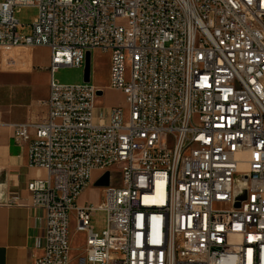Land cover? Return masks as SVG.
<instances>
[{"label": "built area", "instance_id": "1", "mask_svg": "<svg viewBox=\"0 0 264 264\" xmlns=\"http://www.w3.org/2000/svg\"><path fill=\"white\" fill-rule=\"evenodd\" d=\"M23 5L37 8L29 33ZM17 47L49 51L46 117L7 124L47 170L27 183L45 211L29 264H71V210L82 264H264V0H3L0 48ZM94 50L126 98L107 118L102 89L54 77ZM106 171L102 199L77 203Z\"/></svg>", "mask_w": 264, "mask_h": 264}, {"label": "crops", "instance_id": "2", "mask_svg": "<svg viewBox=\"0 0 264 264\" xmlns=\"http://www.w3.org/2000/svg\"><path fill=\"white\" fill-rule=\"evenodd\" d=\"M37 48L33 47L30 51L33 54L30 62L33 66L36 65L34 52ZM41 49L48 53L45 68L49 74V51L46 47ZM13 51H20V48H14L12 54L16 53ZM33 72V67L24 73L20 72L24 79L17 101H0V264H29L42 254L45 242V211L25 203V200L29 199L28 181L45 178L47 170L30 164L28 144H18L7 125L13 122H37L47 115L44 101L48 96L49 78L44 80L43 92L35 97L30 87L33 80L29 78ZM95 85L102 89L99 81ZM91 185L81 193L77 203ZM76 231L80 233L81 239L75 247L69 236L71 264H82L86 253L87 230ZM76 253L75 263H72L73 254Z\"/></svg>", "mask_w": 264, "mask_h": 264}, {"label": "rangeland", "instance_id": "3", "mask_svg": "<svg viewBox=\"0 0 264 264\" xmlns=\"http://www.w3.org/2000/svg\"><path fill=\"white\" fill-rule=\"evenodd\" d=\"M3 0H0V2ZM37 14V8L33 5H23L16 8L15 16L20 21V23L24 24L23 31L25 33H29V27L27 25L31 24L33 19ZM33 47H21L20 51L12 54L10 51H5L0 48V101L4 100L8 101H17L20 96L19 93L22 89V79L24 76L21 73L27 71L29 68L33 67V73L29 76L30 79L33 80L31 84V90L33 95L36 97L39 93L43 92V84L44 80L49 78V74L46 67V62L48 61V53L46 54L41 48L38 47L34 52V59L36 65L33 66L32 58L33 54L30 52ZM92 51L91 59H90V81L93 84H96L99 81L102 84V94L99 95L96 99V108L98 110L99 115L107 118V111L111 106H122L126 108V98L125 94L118 89L112 88L109 85V54L106 52ZM18 53V54H17ZM21 58L24 59V62L19 65H15L13 67H6L5 61L8 58ZM4 61V63H3ZM84 75V66L83 67H72V66H60L54 73L55 79H57L60 83L63 84H74L83 82ZM115 167V166H114ZM115 170V168L113 169ZM102 188V187H101ZM99 186L91 185L85 195L81 197L78 202L89 203V202H99L102 199V190ZM69 220H70V228H69V236L71 239V244L73 247L81 239L80 233H78L75 229L76 221H75V212L71 210L69 212ZM91 223L94 225L96 231H101L106 224V212L103 210H98L95 215L91 219ZM73 254L74 260L72 263H75V256Z\"/></svg>", "mask_w": 264, "mask_h": 264}, {"label": "water", "instance_id": "4", "mask_svg": "<svg viewBox=\"0 0 264 264\" xmlns=\"http://www.w3.org/2000/svg\"><path fill=\"white\" fill-rule=\"evenodd\" d=\"M90 59H91V52H86L85 56V65H84V81H90ZM109 172L106 171L104 175L95 183L96 186H104L107 185L109 182ZM239 204L237 203L236 206Z\"/></svg>", "mask_w": 264, "mask_h": 264}, {"label": "bare ground", "instance_id": "5", "mask_svg": "<svg viewBox=\"0 0 264 264\" xmlns=\"http://www.w3.org/2000/svg\"><path fill=\"white\" fill-rule=\"evenodd\" d=\"M18 48V47H17ZM147 198H150V197H147ZM158 201H161V199H159Z\"/></svg>", "mask_w": 264, "mask_h": 264}]
</instances>
